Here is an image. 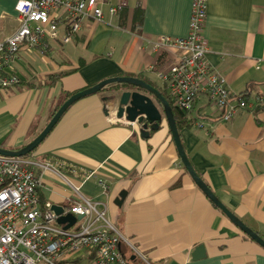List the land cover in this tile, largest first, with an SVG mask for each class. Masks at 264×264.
<instances>
[{"label":"crops","instance_id":"1","mask_svg":"<svg viewBox=\"0 0 264 264\" xmlns=\"http://www.w3.org/2000/svg\"><path fill=\"white\" fill-rule=\"evenodd\" d=\"M18 0H0V41L20 21ZM193 0H105L104 20H83L47 49L22 47L6 72L20 84L0 90V147L16 150L48 123L50 113L73 94L113 76H134L164 87L159 72L176 62L173 48L155 49L162 38H185ZM126 2L112 16L107 4ZM206 59L233 94H264V0H206ZM139 11L135 24V12ZM74 102L29 158L37 168L41 203L67 209V178L82 195L101 202L117 229L154 264H264V248L240 231L193 182L181 164L168 124L143 136L136 124L103 113L110 89ZM191 116L204 125L182 128L188 159L221 202L264 237V109H240L229 121L199 95ZM90 174L82 182L81 178ZM106 185L104 191L102 185ZM126 191L121 206L114 203ZM198 245L205 257L192 259ZM139 263V260H133Z\"/></svg>","mask_w":264,"mask_h":264},{"label":"built area","instance_id":"2","mask_svg":"<svg viewBox=\"0 0 264 264\" xmlns=\"http://www.w3.org/2000/svg\"><path fill=\"white\" fill-rule=\"evenodd\" d=\"M103 3L105 0H18L15 10L20 23L0 41V90L19 84V78L7 73L6 67L22 47L45 51L48 39L59 38L61 24L67 40L80 30L83 20L102 22ZM106 4L112 16L126 6V2ZM206 16V0H193L188 35L164 37L154 46L178 52L175 64L158 77L178 109L193 111L197 97L205 95L217 107L219 118L229 121L238 110L256 107L264 100L257 95L247 101L233 94L209 64L203 33ZM192 125L204 128L198 118ZM37 168L50 170L53 164L0 155V264H130L131 256L143 264H154L111 223L101 202L82 195L80 187L67 178L63 181L71 186L73 198L63 214L82 218L69 228H64L67 223H57L51 204L39 200ZM102 186L106 191V185Z\"/></svg>","mask_w":264,"mask_h":264},{"label":"water","instance_id":"3","mask_svg":"<svg viewBox=\"0 0 264 264\" xmlns=\"http://www.w3.org/2000/svg\"><path fill=\"white\" fill-rule=\"evenodd\" d=\"M120 85L126 88L128 87V89L118 90L115 87V89H110L108 94H104L101 97V101L103 102V113L105 115L113 113L118 120L124 119L130 124H136L139 128V132L143 136L149 135L150 131L157 130L164 118L168 124L181 164L186 169L196 186L240 231L264 248V237H261L256 231L248 227L239 217L229 210L197 174L183 148L172 107L159 89L142 78L134 76H113L101 80L93 86L73 93L59 106L48 123L31 141L16 150L0 147V155L10 157H23L28 155L39 146L65 111L74 102L85 96L101 92L106 87ZM125 196L126 191H121L114 200V203L121 206ZM51 209L56 215H58L57 223H67L64 228H69L76 222V220L82 218L81 215L75 216L71 213L63 214L64 207L61 205L53 204L51 205ZM205 255V248L203 245L195 247L191 254L192 259L194 260L201 259L205 257ZM129 259L133 261L135 256H131Z\"/></svg>","mask_w":264,"mask_h":264},{"label":"trees","instance_id":"4","mask_svg":"<svg viewBox=\"0 0 264 264\" xmlns=\"http://www.w3.org/2000/svg\"><path fill=\"white\" fill-rule=\"evenodd\" d=\"M123 9V8H122ZM121 9V10H122ZM138 16H139V11L138 9H136V12H135V24H137V21H138ZM144 80V79H143ZM146 82L150 83L151 85L155 86L157 89H159L161 91V93L163 94V96L167 99V101L169 102L170 106L172 107V110H173V115H174V118H175V122H176V126L178 128V130L180 131L182 128H185V127H190L194 121L195 118H193L191 116L192 114V111H182L180 109H178L177 107H175L172 103V101L170 100V97L168 96L167 92H166V89H165V86L164 87H159L157 86L156 84H154L153 82H150L148 80L145 79ZM20 84V82H19ZM18 84V85H19ZM115 88V87H113ZM249 94H250V91L247 89L245 90L244 92H241L240 93V96L242 98H244L245 100L249 101ZM72 94H66V97H65V100ZM259 96L262 98V100H264V94H259ZM64 100V101H65ZM63 101V102H64ZM61 102L59 105L55 106V108L51 111L50 113V117H49V120L50 118L53 116V114L55 113V111L59 108V106L63 103ZM196 103V102H195ZM194 103V105H195ZM264 109V103L262 104H258L256 106V109ZM33 152V151H32ZM29 153L28 155H25L23 157H29L31 154ZM130 264H143L141 261L139 263H136L135 261H132L130 262Z\"/></svg>","mask_w":264,"mask_h":264},{"label":"rangeland","instance_id":"5","mask_svg":"<svg viewBox=\"0 0 264 264\" xmlns=\"http://www.w3.org/2000/svg\"><path fill=\"white\" fill-rule=\"evenodd\" d=\"M108 217H109V216H108ZM109 220L111 221V223H112L113 225H115V226L117 225V224H116V221H114L112 218L109 217ZM132 243H133V242H132ZM147 259H148V258H147ZM149 261H150V260H149ZM150 262H151V261H150Z\"/></svg>","mask_w":264,"mask_h":264}]
</instances>
